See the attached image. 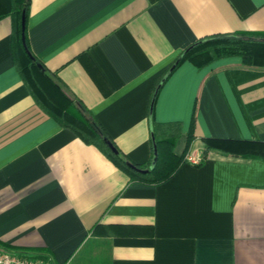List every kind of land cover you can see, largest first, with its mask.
Wrapping results in <instances>:
<instances>
[{"label":"crops","instance_id":"1","mask_svg":"<svg viewBox=\"0 0 264 264\" xmlns=\"http://www.w3.org/2000/svg\"><path fill=\"white\" fill-rule=\"evenodd\" d=\"M1 9V8H0ZM0 18V242L51 264H264V160L209 150L167 182H130L99 149L41 110ZM264 32V0H30L31 52L131 162L151 156V118L180 121V154L203 136L264 140V65L200 69L181 51L228 32ZM188 152V153H189Z\"/></svg>","mask_w":264,"mask_h":264},{"label":"trees","instance_id":"2","mask_svg":"<svg viewBox=\"0 0 264 264\" xmlns=\"http://www.w3.org/2000/svg\"><path fill=\"white\" fill-rule=\"evenodd\" d=\"M29 1L0 0V18L10 16L12 19L11 51L13 61L35 103L60 126L71 129L84 143L99 149L128 176L130 182L160 185L171 179L178 169L186 163V154L189 152L195 137V111L193 110L191 115L186 143L180 154L175 152V146L182 133L181 122H158L153 118H151L152 152L146 163H133L117 149L116 152L113 151L106 143L107 139L110 141L111 139L101 124L79 100L69 94L56 74L48 71L31 52L27 38ZM22 17H24L23 39ZM229 56L241 57L242 64L245 66L264 65V32L237 31L214 34L187 45L160 77L151 98L149 108L151 117L155 98L161 84L183 61L190 60L200 69L217 59ZM202 140L204 142L203 157L207 151L216 150L227 155L264 160V140L218 136H203ZM154 149L157 151V160L154 167L150 168ZM138 169L149 170L141 172ZM0 246L15 253L43 256L37 252L16 250L1 242Z\"/></svg>","mask_w":264,"mask_h":264},{"label":"built area","instance_id":"3","mask_svg":"<svg viewBox=\"0 0 264 264\" xmlns=\"http://www.w3.org/2000/svg\"><path fill=\"white\" fill-rule=\"evenodd\" d=\"M185 158H186V162L191 163L193 165H197L202 161L203 155L201 154L196 155L189 152L186 154ZM0 264H51V263L41 257L32 254L15 253L0 246Z\"/></svg>","mask_w":264,"mask_h":264},{"label":"water","instance_id":"4","mask_svg":"<svg viewBox=\"0 0 264 264\" xmlns=\"http://www.w3.org/2000/svg\"><path fill=\"white\" fill-rule=\"evenodd\" d=\"M21 30H22V39H23V32H24V17H22V22H21ZM106 143L108 144V146L113 150V151H117L116 148L113 146V144L111 143L110 140H106ZM157 160V151L156 149H154L153 151V159H152V163L150 165V168H153L155 163ZM141 172H147L149 169H138Z\"/></svg>","mask_w":264,"mask_h":264}]
</instances>
